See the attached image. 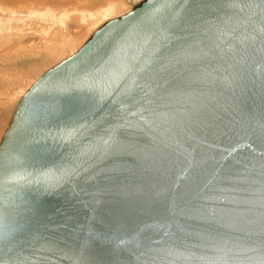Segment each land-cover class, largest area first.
Wrapping results in <instances>:
<instances>
[{
	"label": "water",
	"instance_id": "95a60500",
	"mask_svg": "<svg viewBox=\"0 0 264 264\" xmlns=\"http://www.w3.org/2000/svg\"><path fill=\"white\" fill-rule=\"evenodd\" d=\"M20 96L0 264H264V0H135Z\"/></svg>",
	"mask_w": 264,
	"mask_h": 264
},
{
	"label": "rangeland",
	"instance_id": "374dc122",
	"mask_svg": "<svg viewBox=\"0 0 264 264\" xmlns=\"http://www.w3.org/2000/svg\"><path fill=\"white\" fill-rule=\"evenodd\" d=\"M127 1L0 3V137L16 102L36 78L79 48L105 19L127 10Z\"/></svg>",
	"mask_w": 264,
	"mask_h": 264
},
{
	"label": "bare ground",
	"instance_id": "6f19581e",
	"mask_svg": "<svg viewBox=\"0 0 264 264\" xmlns=\"http://www.w3.org/2000/svg\"><path fill=\"white\" fill-rule=\"evenodd\" d=\"M35 2H37L38 0H34ZM1 5H5L8 4L11 6H18L21 3V0H0ZM46 1L42 2L41 4L46 5ZM3 83V82H2ZM4 85V84H3Z\"/></svg>",
	"mask_w": 264,
	"mask_h": 264
}]
</instances>
